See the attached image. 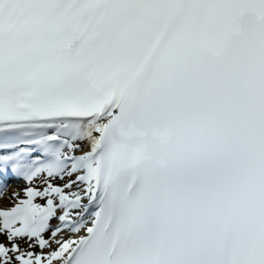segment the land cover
Listing matches in <instances>:
<instances>
[{
    "label": "snow or ice",
    "instance_id": "obj_1",
    "mask_svg": "<svg viewBox=\"0 0 264 264\" xmlns=\"http://www.w3.org/2000/svg\"><path fill=\"white\" fill-rule=\"evenodd\" d=\"M3 200L0 264H264V0H0Z\"/></svg>",
    "mask_w": 264,
    "mask_h": 264
},
{
    "label": "bare ground",
    "instance_id": "obj_2",
    "mask_svg": "<svg viewBox=\"0 0 264 264\" xmlns=\"http://www.w3.org/2000/svg\"><path fill=\"white\" fill-rule=\"evenodd\" d=\"M11 192H9V194H11ZM11 205L9 204V202L7 200H3V201H0V207H10Z\"/></svg>",
    "mask_w": 264,
    "mask_h": 264
}]
</instances>
